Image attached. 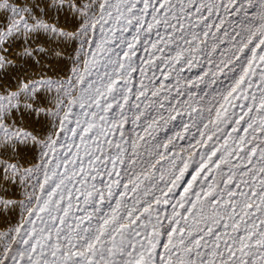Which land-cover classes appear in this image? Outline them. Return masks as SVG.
<instances>
[{
	"label": "snow or ice",
	"instance_id": "obj_1",
	"mask_svg": "<svg viewBox=\"0 0 264 264\" xmlns=\"http://www.w3.org/2000/svg\"><path fill=\"white\" fill-rule=\"evenodd\" d=\"M0 264H264V0H0Z\"/></svg>",
	"mask_w": 264,
	"mask_h": 264
}]
</instances>
